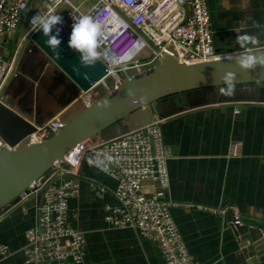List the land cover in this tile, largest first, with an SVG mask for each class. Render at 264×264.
Listing matches in <instances>:
<instances>
[{"label":"crops","instance_id":"obj_1","mask_svg":"<svg viewBox=\"0 0 264 264\" xmlns=\"http://www.w3.org/2000/svg\"><path fill=\"white\" fill-rule=\"evenodd\" d=\"M73 1L83 10L89 8L83 0ZM36 6H41L40 0L29 1L28 9ZM208 7L218 52L264 44V0H208ZM25 30L27 23L22 20L16 31L0 38V55L9 57L17 49L2 102L37 126L81 100L82 92L41 52L23 45ZM243 33L254 38L247 48H241L236 39ZM159 124L163 143L171 151L165 198L177 203L171 215L193 260L197 264H257L248 263L252 242H238L231 220L237 212L242 224L264 225V103L187 109ZM74 178L78 188L68 199V221L84 236L82 264L161 263L154 241L133 227H113L106 221L112 208H120L113 194L115 179L86 163ZM94 183L105 190L97 192ZM143 186L148 191L153 187L149 181ZM41 199V193L31 194L0 215V241L10 249L0 264H24V234L35 225Z\"/></svg>","mask_w":264,"mask_h":264},{"label":"built area","instance_id":"obj_2","mask_svg":"<svg viewBox=\"0 0 264 264\" xmlns=\"http://www.w3.org/2000/svg\"><path fill=\"white\" fill-rule=\"evenodd\" d=\"M29 1L0 0V38L16 31L22 20L27 23L22 38L28 37L38 28L39 18L52 11L58 13L59 5L65 6L62 26L68 33L75 17L87 15L98 24V58L107 73L93 87L82 91L80 99L85 105L97 95L92 90L95 86L100 91L116 86L121 78L158 62L162 54L188 64L226 55L213 46L208 0H93L86 10L72 0H40L41 6L28 9ZM248 49H264V44ZM16 54L17 49L9 57L0 55V101ZM61 124L56 115L37 125L29 135V142L42 141ZM4 145L7 144L0 138V148ZM170 156L158 121L108 140L85 138L77 142L51 164L50 173L27 186L25 197L40 192L42 199L36 208L35 225L24 234L21 248L24 264L83 263L84 236L68 221V199L77 192L74 177L83 163L97 167L116 181L113 194L120 208H112V214L105 217L111 226L133 227L154 241L162 256L160 264H197L171 215L170 209L177 203L165 198ZM146 181L152 183L151 191L144 188ZM94 186L99 193L105 190L95 183ZM231 224H242L239 213L234 212ZM9 254L8 244L0 241V259Z\"/></svg>","mask_w":264,"mask_h":264},{"label":"water","instance_id":"obj_3","mask_svg":"<svg viewBox=\"0 0 264 264\" xmlns=\"http://www.w3.org/2000/svg\"><path fill=\"white\" fill-rule=\"evenodd\" d=\"M58 27L62 29L61 43L55 52L44 43L45 37L37 28L21 41L25 47L41 52L77 92L87 91L106 75L107 68L98 57L91 66H82L78 53L66 44L69 33L62 25ZM245 51L264 56V49H243L188 64L162 54L158 62L140 73L123 77L116 86L100 91L88 105L77 100L58 115L61 126L39 142H29L36 125L0 101V138L7 144L0 148V215L23 200L27 186L50 173L51 164L85 138L108 140L187 109L221 103H264V63L251 68L240 66L235 58ZM226 73L231 74L230 81L222 79ZM232 229L238 242H252L248 263L264 264V225H232Z\"/></svg>","mask_w":264,"mask_h":264},{"label":"clouds","instance_id":"obj_4","mask_svg":"<svg viewBox=\"0 0 264 264\" xmlns=\"http://www.w3.org/2000/svg\"><path fill=\"white\" fill-rule=\"evenodd\" d=\"M63 20V16L55 11L41 16L38 20L37 30L45 37L44 43L53 52L61 43L60 32L62 29L58 25H62ZM98 31L99 26L92 17L83 15L73 18L66 44L78 53V60L82 66H91L96 62L99 55L97 51ZM236 39L241 48H247L254 38L247 33H243L239 34ZM235 59L244 68H251L257 63H264V56H254L247 51L242 52ZM222 79L230 81L231 74L226 73Z\"/></svg>","mask_w":264,"mask_h":264},{"label":"rangeland","instance_id":"obj_5","mask_svg":"<svg viewBox=\"0 0 264 264\" xmlns=\"http://www.w3.org/2000/svg\"><path fill=\"white\" fill-rule=\"evenodd\" d=\"M72 1H73V0H72ZM73 2H74V1H73ZM85 2H86V3H89V6H90L91 3L93 2V0H86ZM74 3H75V2H74ZM76 4H78V3H76ZM57 11H58L59 14H61V15L63 16V18H65V16H64L65 6H63V5H59V6L57 7ZM34 50H35V51H38L35 47H34ZM92 90L95 92V94L100 93V87L95 86Z\"/></svg>","mask_w":264,"mask_h":264}]
</instances>
